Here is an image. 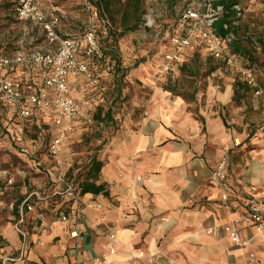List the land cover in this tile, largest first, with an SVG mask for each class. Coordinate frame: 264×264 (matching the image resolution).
<instances>
[{
  "label": "crops",
  "instance_id": "1",
  "mask_svg": "<svg viewBox=\"0 0 264 264\" xmlns=\"http://www.w3.org/2000/svg\"><path fill=\"white\" fill-rule=\"evenodd\" d=\"M50 4L43 3L48 13ZM148 20L145 24L152 25ZM109 27L119 31L122 25L119 19L114 24L100 22L97 34ZM179 28L182 32L181 22ZM178 36L181 33L173 35ZM122 37L114 46H100V56L93 59L84 56L81 45L76 55L87 64L90 77H68L75 98L95 99L92 123L74 122L63 142V157L82 162L85 151L70 150V145L87 135L96 137L108 127L107 141L97 150L103 165L96 181L104 184L108 194L83 196L90 206L82 208L76 223L49 213L42 243L36 230L21 228L22 236L8 213L11 222L0 229V264L90 260L106 250L110 232L117 249L112 258H132L134 264H249V252L264 260V229L256 233L250 224L239 225L240 236L249 239L246 246L233 244L223 232L206 233L207 227L225 223L231 214L247 212L251 185L260 186L256 194L264 201V96L246 91L250 100L242 98L236 108L231 104L233 83L215 81L221 71H208L202 84L198 82L201 72L189 71L194 81L184 86L178 82L180 71H175L174 62L169 71H163L167 53L160 54L162 70L151 71L154 59L142 55L141 60L133 61L134 46L121 43ZM97 39L99 42L100 37ZM33 44L41 49L48 46L44 35ZM194 44L201 46L200 41ZM18 49L22 47L8 49L0 44L4 54ZM114 49L117 64L109 51ZM9 74L24 92L43 87L45 70L40 66L16 65ZM91 77L97 78V85ZM124 87L129 88L125 109L115 111L112 101ZM107 110L109 115H105ZM43 119L49 120L47 116ZM53 131L55 134L54 125ZM225 152L229 157L226 186L234 205L222 202V187L210 173L211 164ZM139 251L144 257H137ZM149 255L154 256L152 261L147 259Z\"/></svg>",
  "mask_w": 264,
  "mask_h": 264
},
{
  "label": "built area",
  "instance_id": "2",
  "mask_svg": "<svg viewBox=\"0 0 264 264\" xmlns=\"http://www.w3.org/2000/svg\"><path fill=\"white\" fill-rule=\"evenodd\" d=\"M13 1L15 3V17L20 21L29 22L40 28L48 46L42 49H18L11 54L0 52V103L8 105L14 112L16 120L15 136L17 138L23 136L25 127L30 120L41 117L46 113L51 115V121L56 131L47 145V151L55 160L54 166L57 173L54 177L56 185L50 191V194L57 192V189L62 185L64 186L66 198L72 200V211L70 213L60 212L57 217L61 221L76 223L83 208V203L75 200L73 180H67L65 177V170L72 165V162L61 163V154L63 152V142L67 134L73 130L74 122L82 119L86 124L92 123L95 96L75 98L70 92L68 77L70 75H87L90 77L87 64L79 60L76 55L81 45L84 56H100V45L97 39L100 23L97 19L98 13L94 7L90 6L89 2L85 1L89 11L87 27L82 35L77 37L69 34L63 35L57 31L61 15L58 12V6L52 4V0ZM44 1L51 3L52 8L49 13L43 9ZM234 7L239 10L237 5H234ZM220 12L221 7H215L210 0L202 5L197 4L194 0H186L179 17L180 22L185 25V34L172 38L178 50L165 56V62L162 66L163 71H169L172 60L180 59L179 48L188 46L191 40L197 39L213 58L236 68L246 85L251 88L253 95L264 96V81H260L253 70L242 63L240 56L228 47L233 35L230 33L225 38H221L215 33L213 23L219 17ZM16 65L42 67L45 70L43 87L31 92H24L16 85L9 74V69ZM90 80L93 85H97L98 80L96 77H91ZM228 172L229 157L228 152H225L210 166L211 177L222 187L221 200L225 204L231 203L226 186ZM0 178L4 179L2 189H7L13 183V178L7 170L0 172ZM259 188L260 186L255 184L250 186L247 212L231 214L225 223L217 227H207L206 233L215 235L223 232L233 244L246 246L249 239L240 236L239 225L250 224L256 233L264 229V201L259 199L256 194ZM30 197L37 201L46 202V196L36 190L27 193L26 197L19 203L20 217L14 222L16 229L20 228L19 225L22 223L24 213H34L36 210L35 203L28 201ZM15 201V199L9 202L0 201V206L3 209L12 211ZM85 205L90 206V203H85ZM33 218L40 221V225L36 227V232L38 242L42 243L41 237L47 231L48 215L37 213ZM20 233L22 236L24 235L21 230ZM71 235L75 236L76 233L72 232ZM108 239L107 248L104 252L93 259L77 260L73 264H134L132 258H126L122 261L113 259L112 257L117 251L114 244V233H108ZM137 257H144L143 251H139ZM147 259L152 261L154 256L149 255ZM247 259L249 264H264V260L257 259L254 252H249ZM46 264L58 263L49 261Z\"/></svg>",
  "mask_w": 264,
  "mask_h": 264
},
{
  "label": "rangeland",
  "instance_id": "3",
  "mask_svg": "<svg viewBox=\"0 0 264 264\" xmlns=\"http://www.w3.org/2000/svg\"><path fill=\"white\" fill-rule=\"evenodd\" d=\"M85 1L88 0H52V4L60 7L59 14L60 21L57 26V31L60 34H69L73 36L80 37L87 27V20L89 16V11L86 6H84ZM197 4L202 5L207 0H194ZM212 1V0H210ZM186 0H144V7L146 9L143 15V23L139 24L138 27L132 31L126 33L120 40L121 43L127 42V44H133V61L141 60L142 55H148L150 59H154L152 62L153 69L151 71H161L158 64L162 62L161 55L164 53L173 54L178 50L177 46L172 45V37L175 34H180V12L184 6ZM239 9L243 7V21L248 25L250 30L262 29L264 27V0H240V4H237ZM147 19L152 21V25H146ZM148 20V21H149ZM183 25V24H182ZM43 33L40 28L32 25L29 22H24L18 20L14 13L8 9H3L0 7V44L8 49L14 46L22 47L24 50H29L33 48H38L33 44L35 38L42 39ZM197 39L191 40L188 46L179 48V60H172L170 63L175 64V71H180L178 75V82L182 83L184 86L189 81H194L193 77L190 76L189 71H200L201 76L199 77L200 84L204 83L207 79L206 73L208 71H221V74L215 76V81L219 83H234L236 79V74L238 71L236 68L231 67L222 61L213 59V64L216 68L212 69L210 63L207 61V53L204 47L201 45H195L194 42ZM199 42V41H198ZM192 44V45H191ZM191 48H190V47ZM125 48L122 50V60L125 58ZM161 54V55H160ZM166 56V55H165ZM165 56L163 62H165ZM121 60V62H122ZM131 63V60H125ZM103 64L107 61L102 60ZM104 66V65H103ZM107 66V64H106ZM136 82V81H135ZM129 89V88H128ZM128 89L125 87L118 98H115L112 102L115 104V111L120 109L122 111L125 109L124 105L127 103L129 98ZM128 93V94H127ZM241 98L239 101H233L231 104L237 108L241 106V99L244 98L245 101L250 100L249 94L247 92H241ZM240 104V105H239ZM238 110V109H236ZM114 111V112H115ZM241 112V107H239ZM136 112V110H134ZM264 115V110L261 112ZM8 114L4 113L0 116V123L3 119L5 122ZM264 122V118H263ZM42 128V127H41ZM39 128L40 131L28 125V130L26 132V137L21 141V146L24 149H30V153L35 154L39 160L35 164L41 165H55V160L52 158L47 151L46 146L50 142V139L54 135H51V129ZM107 130L108 127H104L100 135L92 136L87 135L81 139L75 140L70 145V150H75L77 152H82L84 158L90 153L97 151L100 145H104L107 141ZM2 129L0 125V172L2 170H7L9 175L13 178L16 190L18 191L16 195H22L34 185L44 184L45 171L43 169H37L33 166L32 162L24 161L22 158L18 157L16 152L10 147L7 140L3 139ZM36 135V137H34ZM34 138V139H33ZM102 145V146H103ZM98 153V152H96ZM63 152L61 154V163H66L67 161L63 157ZM32 164V166H31ZM0 180H3L0 178ZM1 187V186H0ZM11 186V189H13ZM8 189L11 192L13 190ZM15 195V194H14ZM13 196L8 201L14 200ZM83 207H85L84 200L81 199ZM8 209H3L0 206V229L8 222H11L8 218ZM1 237V236H0Z\"/></svg>",
  "mask_w": 264,
  "mask_h": 264
},
{
  "label": "trees",
  "instance_id": "4",
  "mask_svg": "<svg viewBox=\"0 0 264 264\" xmlns=\"http://www.w3.org/2000/svg\"><path fill=\"white\" fill-rule=\"evenodd\" d=\"M88 2L90 6L92 5L91 7H94L97 10L98 22L108 20L110 24H114L116 19H119L122 25V28L119 31L109 27L106 29L105 33L101 35L97 34V37H100L99 42L101 48L106 44H111L112 46L116 45L118 38L122 37L126 32L134 31L139 24L143 23V15L146 12L144 0H88ZM212 2L215 7H221L220 15L213 23L215 33L221 38H225L231 33L233 38L228 43L230 50L240 56L242 63L251 68L260 81H264V27L262 29L250 30L248 25L243 21V7L239 10H236L234 7V5L240 4V0H212ZM14 5L15 3L13 0H0V7L10 10L12 14L14 13ZM184 34L185 25L183 24L181 35ZM109 39H111V41L110 43H107ZM109 51H113L111 55L112 58L116 59L115 64H117L118 58L115 49ZM94 57L89 58L93 59ZM213 59L215 58L211 55L207 58L212 69L216 68V65L212 63ZM233 87V100L235 101L240 100L242 96L241 89L243 92L251 91V88L246 85V82L242 79L239 72L236 74ZM108 111L109 110H107L105 115H109ZM4 113L8 114V116L6 117L5 122L2 119L0 123L3 132V139L5 138L7 140L8 144H10V147L16 152L18 157L22 158L24 161L32 162L34 167L45 171V183L31 186L28 192L22 195H16L18 191L16 190V187H13V185L15 186L14 182L7 189H2L4 179L0 180V201H5L12 196L16 200L13 210L9 211L13 223L20 217L19 203L26 197L27 193L36 190L40 194L46 196V202L37 201L33 197L28 199L29 202L35 203L36 210L34 213H24L22 223L19 227L30 232V230H36V227L40 225V221L33 218L34 215L37 213H45L46 215L49 213L59 214L60 212L70 213L72 211V200L66 198L63 185L57 189V192L50 194V191L53 190L56 185L54 177L57 173V169L54 165L39 166L35 164L39 158L35 154L30 153L32 151H30L29 148L24 149V147L21 146V141L26 137L28 125L25 127L23 136L17 138L15 136L16 120L14 112L8 105L0 103V116ZM45 116H47L49 120H44L43 118ZM50 119L51 115L46 113L41 117L30 120L28 124H31V126L35 127L38 131H40L39 128L41 127H50L52 135L54 131ZM34 137H36V135H34ZM102 145L98 148L102 147ZM96 152L97 151L92 154L88 153L82 162L73 161L72 165L65 170L66 179L73 180V193L75 195V200L78 202H81L82 197L86 194H108L104 184L96 182L103 165L102 160L98 157ZM11 186L13 189H11ZM8 189L13 191L8 192Z\"/></svg>",
  "mask_w": 264,
  "mask_h": 264
}]
</instances>
